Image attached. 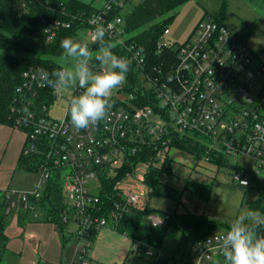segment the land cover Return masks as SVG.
<instances>
[{
  "label": "built area",
  "instance_id": "built-area-1",
  "mask_svg": "<svg viewBox=\"0 0 264 264\" xmlns=\"http://www.w3.org/2000/svg\"><path fill=\"white\" fill-rule=\"evenodd\" d=\"M124 3L125 0H106L98 12L88 15L71 14L53 0L20 2L24 10L38 5L51 12L49 18L40 19L48 44L56 40L60 31L73 30L75 26L78 29L72 38L87 30L91 42L93 24H104L109 27L107 40L120 46L138 70L132 84L125 81L114 92L112 100L116 103L108 117L87 130L72 128L68 111L58 121L48 117L46 107V115L38 119L25 107L12 108L16 113L13 128L25 133L22 153L38 157L40 178L33 191L0 190V203H4L8 215L30 212L36 218L41 210L37 203L50 179L59 174L64 198L60 222L63 228L73 225L70 236L75 246L67 264H102L89 258L92 238L103 228L115 230L117 222L132 209H148L150 186L146 179L151 170L160 169L163 173V168L172 164L169 152L176 148L173 145L176 140L195 135L193 139L206 147L199 158L205 162L226 153L244 155L254 161L252 175L264 170L261 54L248 48L222 23L205 16L185 42L174 46L176 62L170 70H156L155 75L149 76L142 51L135 44L126 43L124 20L119 16ZM168 33L166 28L158 42L159 48L170 46L162 41ZM121 34L123 38L119 37ZM24 77L27 81L19 91H32L34 73L25 72ZM76 91L81 90L76 88ZM234 179L241 186V181L250 185L243 175L235 174ZM103 180L113 183L112 190L120 199L107 212ZM146 220L154 227L167 224L166 218L152 214ZM216 233L223 231H214L197 241L181 264H216L221 259L214 239ZM160 254V251L155 254L151 247L145 251L157 264Z\"/></svg>",
  "mask_w": 264,
  "mask_h": 264
},
{
  "label": "trees",
  "instance_id": "trees-1",
  "mask_svg": "<svg viewBox=\"0 0 264 264\" xmlns=\"http://www.w3.org/2000/svg\"><path fill=\"white\" fill-rule=\"evenodd\" d=\"M22 0H0V126L14 127L13 119L16 113L13 107H25L31 111L35 119L44 117V108L54 101L56 92L50 88H41L33 82V90H22L27 79L25 72H35L39 67L52 70L59 65L57 58L61 56L62 49L60 42L66 37H73L78 26L73 30H62L57 35L52 44L46 41V34L40 24L42 16L50 17L51 12L38 5H31L28 10L20 6ZM60 3L71 14L86 13L92 15L99 11V6L93 5L95 0L89 3L81 0H53ZM106 1V0H102ZM130 0H125V2ZM189 0H144L134 5L131 12L124 19L125 32L127 34L126 43L135 44L146 58L145 72L149 76L155 75L157 70H167L176 62V50L174 44L168 47L159 48L158 42L168 24L175 18L174 12ZM118 11V10H117ZM163 18V19H159ZM95 49V46L94 48ZM117 55L126 57V52L120 46L113 47ZM127 58V57H126ZM128 59V58H127ZM130 71L126 81L133 83L136 80L138 70L130 63ZM130 85V84H129ZM130 90H133L131 88ZM112 100V107L115 105ZM23 131V130H22ZM173 145L186 151L197 158H201L206 147L190 136L185 139L174 141ZM224 157L212 156L210 161L219 165ZM170 165L163 168L170 173ZM38 157L34 154L24 156L21 152L17 169L24 172H37ZM162 173L160 169L150 171L146 183L150 186V196L163 195L179 200L181 191L175 190L159 181ZM105 186L106 201L104 211H109L114 207V201L120 200L112 190V182L103 180ZM186 191L207 200L211 193V185L196 184L188 182L184 188ZM260 201L251 202L249 209L264 212V193H261ZM62 186L59 174H56L48 183V188L43 197L37 203L45 211L43 221L55 223L60 230L63 224L60 222V215L64 210ZM152 210L132 209L117 222L115 231L119 234L127 235L135 244L136 253L145 254L149 247L161 248L168 229L180 233L177 251L170 258L171 263L181 264L187 259L194 244L215 231L216 223L204 215L192 213L169 214L165 226L154 227L149 225L145 219ZM7 216L4 212V203H0V264L3 262L12 264L16 259L13 254L7 251V236L5 228L8 225ZM33 219L30 212H20L18 215V225L24 227L29 220ZM264 234V229L260 230ZM9 255L8 258L5 257ZM8 259V260H7ZM221 260V259H220ZM220 260L216 261L219 264ZM161 261V260H159Z\"/></svg>",
  "mask_w": 264,
  "mask_h": 264
},
{
  "label": "rangeland",
  "instance_id": "rangeland-1",
  "mask_svg": "<svg viewBox=\"0 0 264 264\" xmlns=\"http://www.w3.org/2000/svg\"><path fill=\"white\" fill-rule=\"evenodd\" d=\"M81 1L89 3L92 0ZM103 2L102 0H95L93 5L99 6ZM139 2L140 0L125 2L119 11V16L124 20L126 15L131 12L133 6ZM172 13L175 14V18L168 24L169 33L162 38V41L166 44L179 45L185 42L193 30L191 25L194 22L198 23L205 16H210L238 36L248 48L261 54L262 58H264V0H189ZM77 34V40L91 44L87 30H81ZM119 37L123 38L124 35L121 34ZM111 44L112 46L115 45L114 42ZM61 59V56L57 58L58 65L61 64ZM141 80L143 81V79ZM79 93L76 88L57 91L56 98L47 108L48 117L53 120H62L67 114L71 98ZM6 131L5 127L0 128V134L2 135L0 142V182L10 181L9 189L33 191L38 184L39 174L37 172L18 170L16 163L13 161L14 158H12L17 155L18 143L25 133L20 129H16L15 135L10 137ZM190 137L196 139L193 134ZM187 154L190 153L174 147L169 152L171 162L174 165H179L181 163L180 156ZM212 168L211 171L208 170L211 177L209 183L211 184V193L208 199L204 201V216L211 218L216 223L215 231L222 232L238 213L250 210L249 204L251 202L262 199L261 193H264V170L257 176L252 175L254 171L252 158L244 155L234 156L228 153L224 154L221 164L217 166L213 164ZM235 174L247 177L250 185L241 186L234 179ZM153 197L151 198L153 199ZM38 213L37 217L44 219L45 211L41 209ZM15 217L16 214L10 213L7 216V224L12 225ZM145 221L147 220L145 219ZM42 222L45 221L29 220L26 224ZM72 226V224L69 225V227ZM180 238L179 232L168 229L162 247L159 249L151 247L155 254L159 253V251L161 252V261L158 264H172L170 258L177 251ZM7 251L8 254H14L8 247ZM8 254L5 259L8 258ZM17 257H19L18 254ZM154 262L155 258H149L141 253L130 252L124 264H157ZM3 264L8 263L3 262Z\"/></svg>",
  "mask_w": 264,
  "mask_h": 264
},
{
  "label": "clouds",
  "instance_id": "clouds-1",
  "mask_svg": "<svg viewBox=\"0 0 264 264\" xmlns=\"http://www.w3.org/2000/svg\"><path fill=\"white\" fill-rule=\"evenodd\" d=\"M109 27L96 22L91 29V44L72 37L60 42L61 64L48 70L39 67L34 79L41 88L55 91L80 89L68 108L72 128L77 131L96 127L112 108V96L126 81L130 61L117 55L107 40ZM25 111H27L25 109ZM246 186V181H241ZM264 212L246 210L238 213L214 239L219 249V264H264Z\"/></svg>",
  "mask_w": 264,
  "mask_h": 264
},
{
  "label": "crops",
  "instance_id": "crops-1",
  "mask_svg": "<svg viewBox=\"0 0 264 264\" xmlns=\"http://www.w3.org/2000/svg\"><path fill=\"white\" fill-rule=\"evenodd\" d=\"M102 5V4H101ZM99 5V7L101 6ZM197 23H193L194 28ZM7 129L6 133L13 137L16 129L9 126H0ZM2 135L0 134V142ZM25 135H22L18 143L14 163H16L23 150ZM194 157V158H193ZM179 165L171 164L170 173L163 172L159 176V181L175 190L181 191L179 200L168 196L149 195L148 209L152 210L153 216L166 218L169 214L192 213L204 215V199L186 191L185 185L188 182L196 184L211 185L209 171L213 168L212 161L205 162L192 154L181 155ZM217 166V165H216ZM209 170V171H208ZM211 174V173H210ZM9 182H0V190L9 189ZM151 198V199H150ZM14 222L8 224L5 228V234L8 238L7 247L14 252L16 256L12 264H67L73 254L74 245L71 242V231L73 227L60 230L56 224L50 222L28 223L24 227L18 225V216ZM41 220L43 218H33L31 221ZM73 241V240H72ZM73 248V250H72ZM136 247L132 239L127 235L119 234L111 228H103L92 238L89 258L92 262L102 264H124L130 252H135ZM17 254L19 257H17ZM8 264H10L8 262ZM173 264V263H172Z\"/></svg>",
  "mask_w": 264,
  "mask_h": 264
}]
</instances>
